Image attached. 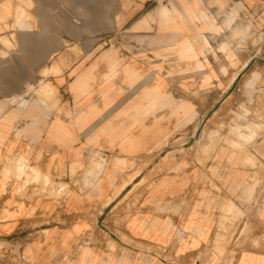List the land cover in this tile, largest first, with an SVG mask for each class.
Returning <instances> with one entry per match:
<instances>
[{
    "label": "crops",
    "instance_id": "1",
    "mask_svg": "<svg viewBox=\"0 0 264 264\" xmlns=\"http://www.w3.org/2000/svg\"><path fill=\"white\" fill-rule=\"evenodd\" d=\"M259 1L0 0V264H264V157L186 136L216 89L163 80L211 79L203 41Z\"/></svg>",
    "mask_w": 264,
    "mask_h": 264
},
{
    "label": "rangeland",
    "instance_id": "2",
    "mask_svg": "<svg viewBox=\"0 0 264 264\" xmlns=\"http://www.w3.org/2000/svg\"><path fill=\"white\" fill-rule=\"evenodd\" d=\"M259 3L248 14L224 12L219 17L220 30L211 35L210 40L203 41L202 55L210 56L216 62L214 65L205 64V68L210 70L211 79L203 78L204 72H200L199 78H196L198 73L190 71L189 73L194 74H166L163 80L173 94L182 88L187 91L178 96L185 104L196 102L202 109L208 107V87L216 89L213 109L189 111L184 106L186 136H211L215 138L218 147L225 144L231 148L233 154L251 153L253 149L264 157V1ZM103 40L111 38L103 37ZM184 43L170 45L171 42L165 39L162 47H157L156 51L176 52L177 47ZM103 49H92L91 54H100ZM117 51L119 55L132 53V49H128V53L122 48ZM149 53H154V50H149ZM145 54L147 51L140 50L135 55ZM223 57L227 63H222ZM159 87H163V81L159 77L152 78L147 85V89ZM248 161L252 159L248 157ZM248 164L250 168L258 167L259 171L264 172V165Z\"/></svg>",
    "mask_w": 264,
    "mask_h": 264
},
{
    "label": "bare ground",
    "instance_id": "3",
    "mask_svg": "<svg viewBox=\"0 0 264 264\" xmlns=\"http://www.w3.org/2000/svg\"><path fill=\"white\" fill-rule=\"evenodd\" d=\"M246 83V82H245ZM249 83V82H248Z\"/></svg>",
    "mask_w": 264,
    "mask_h": 264
}]
</instances>
